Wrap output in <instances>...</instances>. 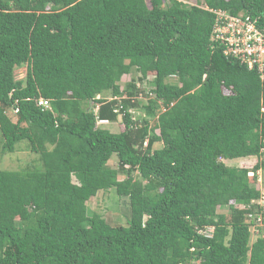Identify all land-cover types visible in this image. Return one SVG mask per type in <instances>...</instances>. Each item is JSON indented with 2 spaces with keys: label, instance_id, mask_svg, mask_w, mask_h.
<instances>
[{
  "label": "trees",
  "instance_id": "obj_1",
  "mask_svg": "<svg viewBox=\"0 0 264 264\" xmlns=\"http://www.w3.org/2000/svg\"><path fill=\"white\" fill-rule=\"evenodd\" d=\"M217 10L264 26V0H0V155L40 162L0 169V264H264V69L224 53ZM109 188L126 225L88 210Z\"/></svg>",
  "mask_w": 264,
  "mask_h": 264
},
{
  "label": "rangeland",
  "instance_id": "obj_2",
  "mask_svg": "<svg viewBox=\"0 0 264 264\" xmlns=\"http://www.w3.org/2000/svg\"><path fill=\"white\" fill-rule=\"evenodd\" d=\"M193 1V0H190ZM26 72V66H20L16 67L14 74L15 78H22L25 75ZM139 73H136L135 76L137 77ZM131 78V75L125 74L122 75L120 84L121 86H124L126 82H129ZM152 80V74L149 75V77L146 78V80H143L142 82H136L139 84L140 88L143 89L144 92L148 91L150 87L152 86L151 83ZM171 80H174L172 78ZM144 93H140L138 95V99L145 100ZM133 117H137L139 115H142L141 112L137 109L132 110ZM10 114V113H9ZM104 128L112 131V132H118L123 128V125L121 121H114L103 124ZM158 133V130H156ZM1 138V137H0ZM26 141L18 142L15 145V151L12 153H5L3 155H0V169H10V170H22L24 168H33L36 167L38 164H40L38 155L35 153L30 152L26 148ZM160 144L156 143L155 147H158ZM256 159L254 158H245V159H231V160H225V163L227 165H236V166H253ZM108 164L112 167L116 165V159L113 156V159L108 162ZM251 175V174H250ZM121 178V176H119ZM72 181L76 182L75 178L72 177ZM257 186L261 189L262 192H264V170H259L258 172V182ZM87 207L89 212H96L100 214L104 219H106L108 222L112 224H127L128 219V212H129V206H128V199L126 197H120L118 196L114 189L109 188L107 190H99L95 196H92L91 199L87 200ZM240 204H234V206H239ZM228 209H219L220 212L227 213ZM262 231L260 233H257V230H253L252 225L249 227L250 229V241L255 240L258 236H261L264 238V226L261 227ZM207 229V228H206Z\"/></svg>",
  "mask_w": 264,
  "mask_h": 264
},
{
  "label": "built area",
  "instance_id": "obj_3",
  "mask_svg": "<svg viewBox=\"0 0 264 264\" xmlns=\"http://www.w3.org/2000/svg\"><path fill=\"white\" fill-rule=\"evenodd\" d=\"M216 27L215 33L218 38L227 41V46L224 50L225 54H233L248 67H256L259 71L264 69V26H258L256 19L250 16L243 17L242 15H229L222 10L215 11ZM38 103L44 106L48 105V100L40 97ZM98 123H109L107 119H99ZM252 175V172L249 175ZM259 206V213L255 218V224L252 225L253 230L258 231V227L264 226V192L261 191L257 199L252 200ZM212 227L204 230H199L206 236H211Z\"/></svg>",
  "mask_w": 264,
  "mask_h": 264
},
{
  "label": "clouds",
  "instance_id": "obj_4",
  "mask_svg": "<svg viewBox=\"0 0 264 264\" xmlns=\"http://www.w3.org/2000/svg\"><path fill=\"white\" fill-rule=\"evenodd\" d=\"M144 144H146V142H144Z\"/></svg>",
  "mask_w": 264,
  "mask_h": 264
}]
</instances>
